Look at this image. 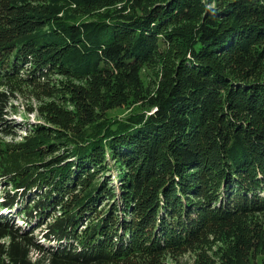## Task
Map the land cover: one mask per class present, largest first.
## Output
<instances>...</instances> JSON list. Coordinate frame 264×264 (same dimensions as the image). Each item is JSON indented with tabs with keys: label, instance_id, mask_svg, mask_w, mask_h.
<instances>
[{
	"label": "trees",
	"instance_id": "obj_1",
	"mask_svg": "<svg viewBox=\"0 0 264 264\" xmlns=\"http://www.w3.org/2000/svg\"><path fill=\"white\" fill-rule=\"evenodd\" d=\"M3 1L14 13L7 22L15 29H0L1 132L13 134L4 121L9 97L1 88L51 70L97 79L100 87L111 84L104 79L109 76L124 100L116 105L144 100L154 111L109 127L113 121L100 123L97 111L85 107L74 135L84 129L90 138L104 136L54 160L32 157L39 144L26 137L29 153L15 161L17 144L0 137V179L9 189L48 190L46 201L24 206L26 222L37 210L42 218L49 206L54 215L61 212L50 220L45 237L58 242L50 247L0 215V238H9L0 264L5 258L40 264L31 259V248L43 252L47 264H142L190 246L198 256L194 264H251L255 252L261 259L253 264H264V225L255 226L264 223V0H228L213 9L202 0H112L126 11L82 22L53 17H63V5L107 0H0V6ZM34 1L37 21L26 14ZM32 22L39 29L25 34ZM47 22L54 26L40 29ZM178 38L184 48L177 47V63H167L160 79L147 84L143 70L162 57L160 40L172 46ZM108 155L122 175L118 199L105 178ZM69 158L70 167H61ZM100 169L104 179L92 185ZM160 192L168 207L158 215ZM105 200L112 204L101 207ZM15 202L9 195L2 206Z\"/></svg>",
	"mask_w": 264,
	"mask_h": 264
},
{
	"label": "rangeland",
	"instance_id": "obj_2",
	"mask_svg": "<svg viewBox=\"0 0 264 264\" xmlns=\"http://www.w3.org/2000/svg\"><path fill=\"white\" fill-rule=\"evenodd\" d=\"M226 1L228 0H202V3H205L211 8H215L216 6L222 7ZM204 4V5H205ZM9 4L2 2L0 6V20L3 22L0 25V29L6 31L7 29L14 30L15 25L7 22V19H13V14L9 13ZM39 5L38 1H34L31 3L32 9L27 11L26 14L28 17H35L33 12H36V8ZM122 2H115L112 0L104 1L103 3H97L91 5L90 7L84 6H70L63 5V15L60 19L55 18V21H62V19L66 21L77 20L79 22L87 21L95 18H107L109 19L115 13L119 11L125 12L123 9ZM201 6H204L200 3ZM221 9V8H218ZM8 11V13H5ZM11 15V16H9ZM16 18V17H14ZM35 21L38 20L35 17ZM175 22H171L167 25V28L170 30L173 28ZM183 23V20H181ZM31 28L29 31L25 32V34L33 33L39 29V23L32 22L30 24ZM51 26V23L48 22L43 25L42 30L48 31ZM10 31V30H7ZM179 39V38H178ZM160 50L163 52L161 54V58L157 59L155 64L146 65L144 68V81L148 84L149 81L155 83L156 80L160 79L162 68L168 63V65L173 63H177L179 59V55L177 52L178 48H184L183 40L179 39L175 40V43L169 45L165 39L160 40ZM242 55V54H241ZM182 56V55H181ZM219 57V56H218ZM231 58V57H230ZM221 61L223 59L221 58ZM242 61V58H241ZM31 68V63L27 64L25 67V71H29ZM104 79H107L111 82L110 85H104L103 87L101 83H98L97 79L83 78L79 79V75L72 74L68 71L61 70H51L49 76L46 77H34L27 76L28 79H14L11 83V86H4L1 89L6 90V94L8 95V106L5 107L4 117L6 120V126L11 124V128L13 129V134H5L0 131V137L6 141L11 143H16L17 148H15L14 158L15 161L24 160L25 156L29 153L26 144V137H29L32 144L37 145V151L33 152L32 157H37L38 155H43L47 160H54L55 157H58L62 154H65L69 151V149H73L76 147L79 149V144H87L89 140L96 138L99 139L104 136V131L100 133H96L93 138H90L88 133H81L84 129L79 130V136H75V130L79 129V118L84 115L83 109L87 107L89 111L95 112L98 114L97 116L101 119L99 122L103 123L108 120L113 122L109 123V127L115 125L118 120H126L128 116L131 114H136L141 111H145L147 114L154 111V108L150 109L146 106L144 100H140L138 102H132L131 104L125 103L122 105H116V103L124 100H120L117 97L116 92L118 91V85L115 84L114 80L109 76H104ZM146 84V85H147ZM152 86V84H151ZM8 87V88H6ZM133 96V95H132ZM126 101V100H125ZM129 101V100H128ZM99 107H102L98 110ZM38 133V139H35V135ZM65 136V137H63ZM33 138V140H32ZM40 140V142H37ZM73 145V146H70ZM20 148V149H19ZM43 149V150H42ZM12 159V157H11ZM69 160V161H68ZM61 163V167L69 168L70 160ZM107 164L105 163L106 172L105 178H108V181L111 186V189L116 192L117 199L120 197L122 193L121 189V173L119 170V165L117 164L114 157L110 155L106 158ZM73 169V167H72ZM99 176L97 175L95 178L91 179L90 182L92 185H95L104 174L103 170H99ZM79 174V171H77ZM89 183V184H90ZM85 185V184H84ZM79 187L75 190L78 191ZM47 188H43V190H39L34 187L30 191H20L18 194H14L12 190L9 189V186L4 182V180L0 179V215H7L10 219V224L13 225L14 230H18L19 233L23 235L34 237V240L41 242L45 247H50L51 245L58 244L57 241L49 240L46 238V233H49L48 228L50 224L54 222L51 220V217H56L60 215V209L54 215V207L49 206V210L40 217V213L42 210L34 211L29 216V222L27 218L22 216V211L24 210V206L35 205L38 202H42L43 198L46 201V193ZM73 194V193H71ZM14 197L15 204L12 208L5 209L2 206V201L8 200V197ZM160 197L161 209L158 210L157 214H164L165 208H167V199L165 196V192H160L158 194ZM192 198V196L190 195ZM70 198V197H69ZM68 197H66V200ZM184 200L187 197H183ZM170 202L172 199L169 200ZM105 201H102L101 207H105L109 204H112V200L105 204ZM21 203H23L21 205ZM169 212V211H167ZM260 216V222L264 219V216ZM32 224H34L32 226ZM264 223H258L257 227H263ZM254 226V227H255ZM22 228V229H21ZM33 229V231H31ZM29 230V231H27ZM79 231V228H78ZM31 232V233H29ZM9 244V238H0V249L4 248ZM213 250H217L218 247L216 245H212ZM256 253V252H255ZM254 253V258H250L251 264L255 261L257 263L261 259V255H257ZM5 256V254H1L0 257ZM30 257L33 261L38 260L40 264H47L46 255L39 251L37 248H31ZM158 257V256H157ZM197 252L194 247H189L185 252L180 254L167 253L164 255H160L158 259L160 260H147L142 264H194L197 260ZM6 264H11L7 258H5ZM156 261V263H155ZM260 263V262H259Z\"/></svg>",
	"mask_w": 264,
	"mask_h": 264
}]
</instances>
